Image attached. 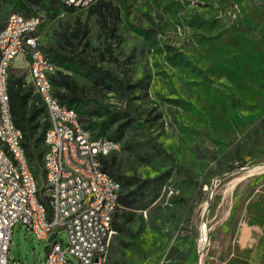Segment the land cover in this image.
<instances>
[{"label": "rangeland", "instance_id": "obj_1", "mask_svg": "<svg viewBox=\"0 0 264 264\" xmlns=\"http://www.w3.org/2000/svg\"><path fill=\"white\" fill-rule=\"evenodd\" d=\"M105 1L120 11L124 41L115 46L118 62L106 60L98 67L127 84L142 80L134 94L93 89V77L75 62L60 64L59 57L71 49L64 46L69 26L76 17L84 20L85 10L62 9L52 21L41 10V49L58 58L52 57L57 71L91 88L102 105L130 114L134 124L115 152L121 173L148 181L142 201L154 202L162 225H197V242L201 230L203 236L207 232L201 264H264L262 240L251 249L236 242L245 213L253 228L264 220V0ZM15 7L14 0L4 1L1 27ZM89 23L91 48L101 49L104 34L97 18ZM75 49L80 52L83 45L75 42ZM92 57L98 58L95 50ZM75 110L83 119L93 106ZM89 130L112 140L118 135ZM31 166L46 195L42 165ZM61 238L67 243V234ZM46 245L27 226L17 225L9 264H44Z\"/></svg>", "mask_w": 264, "mask_h": 264}, {"label": "built area", "instance_id": "obj_2", "mask_svg": "<svg viewBox=\"0 0 264 264\" xmlns=\"http://www.w3.org/2000/svg\"><path fill=\"white\" fill-rule=\"evenodd\" d=\"M66 1L67 7L76 10L88 9V4L98 0H57ZM44 20L40 15L33 21H19L11 13L7 31L0 32V46H5V53L0 55V97L4 99L6 136L12 138L15 148L14 130L7 116V88L10 67L18 57L29 59L30 81H38L35 89L42 99L47 119L51 118V107H58V115L71 119L69 113L62 112L55 87L45 88V77H51L52 59L41 58L40 52H30V45L39 37V29ZM36 30V38H28V31ZM79 121L75 120V129L63 128V123H56L55 132H49L48 151L44 152L42 167L53 166V175H45L46 196L49 205L39 199H32L31 186L20 189L13 184L12 169L6 165V157L0 150V264H9L8 254L14 228L22 224L35 235L40 242L47 243V256L44 264H75L72 257L80 264H106L113 231L109 208L120 206L116 203L118 188L104 178V170L96 157L99 148L117 147L104 137H95V142L86 141V133L79 130ZM16 150V148H15ZM20 172H24L20 155ZM69 171H80V175L89 176V184H82L69 179ZM38 182V179H37ZM20 197H27L35 208V215H25L20 209ZM71 234V243H64L61 234ZM203 232L201 241H203Z\"/></svg>", "mask_w": 264, "mask_h": 264}, {"label": "trees", "instance_id": "obj_3", "mask_svg": "<svg viewBox=\"0 0 264 264\" xmlns=\"http://www.w3.org/2000/svg\"><path fill=\"white\" fill-rule=\"evenodd\" d=\"M4 1L5 0H0V10ZM58 2L60 1L14 0V3L16 4L14 12H17L26 18H32L34 16H38L40 11L43 10L46 14L51 16L58 12L60 8ZM112 6L113 5L109 1L98 0L94 5L89 7L86 21L81 22L80 18L76 17L73 25L69 26L72 27L71 34L69 35L70 39H67V35H65L66 45H64L73 50L70 49V51H68V55L59 57L61 60L60 64L75 62L80 68L93 77V89L103 87L108 92L120 90L122 93L134 94L135 91L142 86V80L135 84H127L123 81V79H118L112 73L98 67L99 63L105 62L106 60L118 62V59L116 58L115 46H120L124 41L123 36L119 34V25L121 23L120 11L116 7L113 8ZM62 7L68 12H75L76 10L73 7H67L65 4ZM103 9L104 13L102 12ZM92 16H96L97 23L101 29L100 32L104 34L100 35L104 38V47H100L101 49H94L98 55V58H95V60H93L94 57H92V51L94 50L91 48L89 41V22ZM66 30L67 29H65V31ZM75 42L83 45L82 51L77 52L76 49L74 50ZM66 47L64 48L65 50ZM61 48L63 47L61 46ZM57 55L59 56V54ZM55 57V60L58 59ZM133 58V54H129L127 57L130 63ZM52 78L55 86V96L64 106L74 111H76L75 109H79L84 106H93V110L91 112H87L85 114L82 113L84 118H81V120L83 123V120H86L84 123L86 128L93 129L98 127L101 130L100 134L103 136L106 134L117 133L118 135H116L114 140L118 143L121 142V140L125 137V132L134 124V121L130 117L129 113L110 109L102 105L92 95L91 88L87 85L79 84L72 77V75L64 72L62 69H59L58 71L56 70ZM145 96H148L147 90H145ZM22 104L23 103L18 105L13 104L10 97L11 112L15 121L14 123L19 130L26 133V136L24 137V147L26 148L25 150H27L26 152L29 158L30 166L35 161L40 162L42 165V159L45 152L44 138L47 131L50 129V122L47 119L46 110L44 106L41 105L39 98L36 100V103H33L28 120L25 119L26 112L21 109L23 107ZM160 116L161 115H157V118ZM93 119L96 121L92 122ZM30 122L35 123L30 126ZM115 152L117 151H114L109 156L101 157L100 162L103 170L111 174L122 185L119 203H121L122 206L129 208H146L148 202L142 200L145 198V187L148 181H141L136 177L123 175L120 170L118 158L119 153ZM33 172L36 175L34 170ZM39 189L40 201L48 206L49 198L45 195L46 189H41L40 186Z\"/></svg>", "mask_w": 264, "mask_h": 264}, {"label": "crops", "instance_id": "obj_4", "mask_svg": "<svg viewBox=\"0 0 264 264\" xmlns=\"http://www.w3.org/2000/svg\"><path fill=\"white\" fill-rule=\"evenodd\" d=\"M58 5L60 8L56 14L49 16L50 21L55 19L64 9L62 7L64 4L58 2ZM88 9H82L85 10L86 16ZM102 12L104 13V9ZM92 18H96V16H92ZM84 21L86 18L81 19V22ZM44 28L45 31H48L46 27ZM49 57L55 63V60L51 56ZM26 59L20 56L11 65L8 91L13 104L23 103L21 109L26 112L25 119L28 120L31 107L33 103H36L39 96L35 91L34 82L30 81V63ZM33 123L35 122H30V126ZM23 134L25 137L26 133ZM153 203L148 202L146 208H129L119 203L120 206L117 207L112 221V231L115 237L112 242L110 241L106 264H201L202 230L199 242H197L199 226L195 225L193 229L192 224H184L185 229L183 227L180 229L177 224L162 225V220L159 218L160 213L157 214L159 210L151 207ZM247 211H249V206ZM244 217V223L236 233V242L243 243L248 249H251L257 244V241L262 240L264 242V220L253 228L245 222L246 213ZM164 240H170V245L163 246Z\"/></svg>", "mask_w": 264, "mask_h": 264}, {"label": "bare ground", "instance_id": "obj_5", "mask_svg": "<svg viewBox=\"0 0 264 264\" xmlns=\"http://www.w3.org/2000/svg\"><path fill=\"white\" fill-rule=\"evenodd\" d=\"M66 5V1H60ZM97 1H92L90 4H88V8L94 5ZM16 19L19 21H33L34 17L26 18L23 15L19 13H15ZM10 18V16H9ZM9 18L7 20V23H9ZM7 31V24H5L3 27L0 26V32H6ZM28 38H36V30H29L28 31ZM30 52H40L41 58H49L48 54H46L40 46V38H36L35 44L30 45ZM2 53H5V46H0V55ZM53 68H56V64L52 61ZM0 67H1V57H0ZM56 70L51 71V77H45V88H52V77L55 74ZM8 82H9V76H8ZM35 84V88L39 89V82L33 81ZM53 87L54 84H53ZM7 97L8 98V106H7V116L10 121V124L12 125V128L14 130V140H15V148L12 145V138L5 135L4 127H5V115H4V99L0 97V150H2L4 156L6 157V165L10 166L12 169V177H13V184L16 186H19L20 189H27V186H31V194L32 199H39V183L37 182V178L34 174V172L31 169L29 158L27 156V150L23 146L24 142V134L21 130H19L16 125L15 121L12 116L11 112V105H10V95L7 88ZM41 105H42V99H40ZM60 105H62V112L69 113L71 119H65V115H58V107H51V118H55L54 120H49L50 122V129L47 131L45 138H44V147L45 151H48V140H49V132H55L56 130V123H63V128L66 129H75V120L79 121V130L81 133H86V141L88 142H95V136L94 134L86 128L84 123L81 120V117L78 112L64 106L60 101ZM104 140L109 143H117V147H108V148H99L96 150V157H106L109 156L114 151H118L119 144L115 140H112L108 137H104ZM23 162L24 166V172L27 174L28 179L25 177L24 174H21L20 172V158ZM45 175H53V166H45ZM104 178L107 179L113 187L118 188V194L121 193L122 185L119 181H117L115 178H113L108 172L104 171ZM69 179L71 180H77V182H80L82 184H89V176L86 175H80V171H69ZM119 196L116 195V203L119 205ZM211 202V201H210ZM118 206H112L109 208V215L114 216L116 209ZM20 209L25 213V215H35V208L32 207L31 202L27 197H20ZM206 227V225L204 226ZM203 228V227H202ZM111 230H112V221H111ZM207 230V229H206ZM68 241L67 243H71V234H67ZM207 232H205V236L203 241L205 242L207 240Z\"/></svg>", "mask_w": 264, "mask_h": 264}]
</instances>
